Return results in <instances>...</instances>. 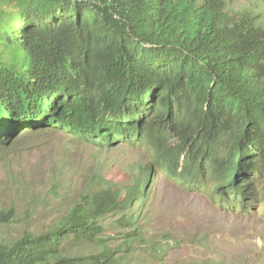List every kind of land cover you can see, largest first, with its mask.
I'll use <instances>...</instances> for the list:
<instances>
[{
    "label": "trees",
    "instance_id": "16d2710c",
    "mask_svg": "<svg viewBox=\"0 0 264 264\" xmlns=\"http://www.w3.org/2000/svg\"><path fill=\"white\" fill-rule=\"evenodd\" d=\"M44 131L136 147L148 162L122 190L95 176L55 226L0 243V264L162 263L173 242L146 238L131 211L157 174L226 210L264 204L262 12L226 0H0V148ZM79 245L97 250L75 255Z\"/></svg>",
    "mask_w": 264,
    "mask_h": 264
},
{
    "label": "rangeland",
    "instance_id": "374dc122",
    "mask_svg": "<svg viewBox=\"0 0 264 264\" xmlns=\"http://www.w3.org/2000/svg\"><path fill=\"white\" fill-rule=\"evenodd\" d=\"M226 2L234 9L261 11L264 17V0ZM146 161L136 148H96L48 131L0 148V243L55 226L95 176L122 190ZM150 192L131 211L139 216L146 238L174 245L162 263L154 259L146 264H264V204L251 201L249 214L226 210L208 195L160 175L154 177ZM111 222L109 218L105 225ZM104 233L120 234L114 226ZM96 250L79 245L73 252L85 256Z\"/></svg>",
    "mask_w": 264,
    "mask_h": 264
},
{
    "label": "clouds",
    "instance_id": "9594fccd",
    "mask_svg": "<svg viewBox=\"0 0 264 264\" xmlns=\"http://www.w3.org/2000/svg\"><path fill=\"white\" fill-rule=\"evenodd\" d=\"M126 146H128V145H126ZM129 147H130V146H129ZM131 148H136V147H131ZM136 149H138V150H141V149H139V148H136ZM142 151H143V150H142ZM143 153H144V151H143ZM144 155L146 156V154H145V153H144ZM146 158H147V156H146ZM147 162H148V158H147V161H146V163H147ZM146 163H145V164H146ZM157 175H160V174H157ZM157 175H156V176H157ZM150 193H151V192H150ZM150 193H149V194H150ZM216 204H217V203H216Z\"/></svg>",
    "mask_w": 264,
    "mask_h": 264
}]
</instances>
